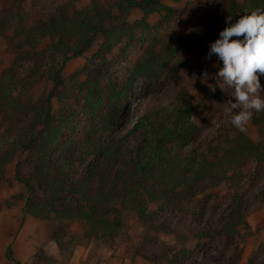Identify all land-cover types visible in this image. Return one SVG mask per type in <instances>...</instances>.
I'll return each instance as SVG.
<instances>
[{"label": "trees", "instance_id": "16d2710c", "mask_svg": "<svg viewBox=\"0 0 264 264\" xmlns=\"http://www.w3.org/2000/svg\"><path fill=\"white\" fill-rule=\"evenodd\" d=\"M180 9L162 0H116L108 6L89 0L83 8L60 5L31 25L21 11L10 13L14 60H31V65L23 74L13 69L0 73V180L6 166L24 155L15 169L27 193L24 215L78 220L86 237L114 239L123 228V213L134 212L147 239L163 234L175 240L143 255L153 264H238V228L250 204L264 201V183L255 193L234 196L223 223L211 214L205 217L204 201L194 208L190 204L207 188L238 186L251 177L244 168L264 159V110L253 111L249 120L255 141L229 118L203 134L191 119L199 102L181 83L185 66L180 56L190 50L197 57L208 52L227 17L234 22L246 10L264 9V0H220L183 33L150 35ZM133 11L139 16L132 17ZM146 36L149 42L124 81L110 77L101 86L103 59L89 61L81 78L76 74L63 82L68 61L93 44L106 53L123 42L141 44ZM45 41L48 51L38 55L36 48ZM163 74L178 91L163 105L141 110L143 92L154 94L155 84L161 90ZM44 76L49 88L35 97L33 90ZM210 94L219 99L222 90L216 87ZM134 95L130 108L127 101ZM149 204L172 212L156 217ZM215 238L221 245L215 257L202 250L197 261L187 263L189 254L199 250L198 245L192 250V243Z\"/></svg>", "mask_w": 264, "mask_h": 264}, {"label": "rangeland", "instance_id": "374dc122", "mask_svg": "<svg viewBox=\"0 0 264 264\" xmlns=\"http://www.w3.org/2000/svg\"><path fill=\"white\" fill-rule=\"evenodd\" d=\"M103 5H111L116 0H99ZM165 4L180 5V11L174 15L171 22L155 25L150 35L158 34L160 38L176 36L183 33L196 20L212 11L220 0H162ZM89 4V0H0V73L13 69L18 74L26 73L31 65V60H14L16 40L12 30L15 22L10 20V13L21 11L24 21L31 25L39 16L43 19L54 13L60 5H65L69 10L83 8ZM133 11L132 17H138ZM159 21V16L153 17ZM149 36H146L141 44L125 46V42L114 47L110 52L99 50L98 42L86 50L82 56L68 61L64 73L63 82H67L77 74L81 78V70L89 64V61L98 63L105 59L106 65L101 73V86H105L107 78L115 81H124L129 75L131 67L147 46ZM214 42V41H213ZM48 41L40 44L38 55L48 51ZM181 63L185 66L180 73L181 83L190 94L199 102L191 119L204 133L210 132L214 127L223 124L228 116L223 109L225 102L232 99L233 89L217 84L222 94L219 99L211 96L212 90L208 84H216L214 79L202 83L201 73L207 71L214 74L217 69L213 66L216 57L207 58V52L197 57L195 50L181 53ZM104 63V62H103ZM163 87L159 90V84L151 87L154 94L143 92V104L141 110L155 108L170 100L178 91L172 78L162 75ZM264 88V77L260 79ZM49 85L44 76L33 90L35 97L45 92ZM264 98V93L260 94ZM137 96L134 95L127 101L130 108L135 104ZM234 102V100H233ZM203 125L212 127L204 128ZM237 131H240L236 128ZM252 140H257V132L248 121L244 131ZM24 155H18L6 166L4 179L0 180V264H153L143 257L146 253L157 251L162 245H174L175 240L169 235L159 234L153 239H147L134 212L123 213V228L114 239L88 238L84 234V225L78 220L36 219L24 215L22 208L27 193L22 184L15 178V169L21 164ZM250 172L251 177L246 178L238 186L229 183H221L213 188L203 190L195 197L190 205L199 206V201L205 202V217L208 214L223 223L224 216L234 196L238 194L249 195L262 188L264 183V159L257 165L248 164L244 170ZM150 211L156 217L169 216L171 209H160L156 204L148 205ZM19 217L18 222H10L9 211ZM14 217V215H12ZM12 218V217H11ZM9 220V221H8ZM241 239V257L238 264H264V201L254 200L245 210L243 223L239 226ZM191 252L187 263L197 261L202 256V250L208 257H215L221 247L218 238L212 242L205 240L194 242L191 245L195 250ZM227 254V252H226ZM205 255V254H204Z\"/></svg>", "mask_w": 264, "mask_h": 264}, {"label": "clouds", "instance_id": "9594fccd", "mask_svg": "<svg viewBox=\"0 0 264 264\" xmlns=\"http://www.w3.org/2000/svg\"><path fill=\"white\" fill-rule=\"evenodd\" d=\"M226 25L207 52L208 59L216 57L213 66L217 71L202 72V83L211 78L216 81L215 85L208 84L212 91L218 83L233 89L232 99L225 102L223 111L231 125L244 131L253 111L264 110L260 95L264 93L260 83L264 77V9L246 10L234 22L227 17Z\"/></svg>", "mask_w": 264, "mask_h": 264}, {"label": "crops", "instance_id": "0c3cea01", "mask_svg": "<svg viewBox=\"0 0 264 264\" xmlns=\"http://www.w3.org/2000/svg\"><path fill=\"white\" fill-rule=\"evenodd\" d=\"M8 211H9V210H8ZM9 212H10V213H9V215H10V218H9L10 222H18V219H20V218L22 217L21 211H20L19 217H16L15 213L12 214L11 211H9ZM12 215H14V217H13ZM0 216H1V214H0ZM11 217H12V218H11ZM9 220H8V221H9Z\"/></svg>", "mask_w": 264, "mask_h": 264}]
</instances>
